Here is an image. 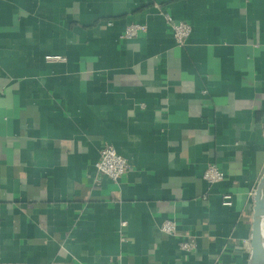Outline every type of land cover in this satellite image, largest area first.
<instances>
[{"label": "crops", "instance_id": "crops-1", "mask_svg": "<svg viewBox=\"0 0 264 264\" xmlns=\"http://www.w3.org/2000/svg\"><path fill=\"white\" fill-rule=\"evenodd\" d=\"M263 171L264 0H0V264H248Z\"/></svg>", "mask_w": 264, "mask_h": 264}, {"label": "built area", "instance_id": "built-area-1", "mask_svg": "<svg viewBox=\"0 0 264 264\" xmlns=\"http://www.w3.org/2000/svg\"><path fill=\"white\" fill-rule=\"evenodd\" d=\"M159 11L164 15L166 22L168 23L175 42L178 45L185 44L186 39L190 35L191 26L181 20H174L168 13L163 11L161 7L157 6ZM145 23L132 22L129 23L123 33L121 34L122 38H132L136 37L140 32L146 30ZM47 59L50 60H63L65 57L53 54L47 55ZM95 167L98 172L102 175L108 177L112 181H119L124 174L129 169V163L125 157L120 155L116 149L109 143H103L100 149V157L95 164ZM204 180L209 183H217L224 178L223 171L216 166V164H209L203 172ZM206 196L204 195L203 198ZM223 205H231L232 196L229 193L222 195ZM126 222L122 221L121 226H125ZM177 221L175 219H164L160 225V230L168 235H180L177 233ZM196 237L191 234H186L182 240L179 242V247L184 251H192L196 248ZM110 264H120V263H110Z\"/></svg>", "mask_w": 264, "mask_h": 264}, {"label": "water", "instance_id": "water-1", "mask_svg": "<svg viewBox=\"0 0 264 264\" xmlns=\"http://www.w3.org/2000/svg\"><path fill=\"white\" fill-rule=\"evenodd\" d=\"M264 171L254 191L250 222V252L248 264H264Z\"/></svg>", "mask_w": 264, "mask_h": 264}, {"label": "bare ground", "instance_id": "bare-ground-1", "mask_svg": "<svg viewBox=\"0 0 264 264\" xmlns=\"http://www.w3.org/2000/svg\"><path fill=\"white\" fill-rule=\"evenodd\" d=\"M262 231H263V240H264V220H263V225H262Z\"/></svg>", "mask_w": 264, "mask_h": 264}]
</instances>
